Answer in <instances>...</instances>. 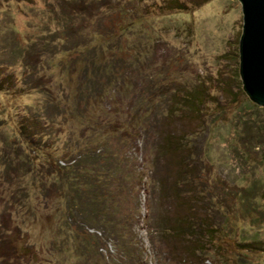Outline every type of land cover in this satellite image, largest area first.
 I'll use <instances>...</instances> for the list:
<instances>
[{
	"label": "rangeland",
	"instance_id": "1",
	"mask_svg": "<svg viewBox=\"0 0 264 264\" xmlns=\"http://www.w3.org/2000/svg\"><path fill=\"white\" fill-rule=\"evenodd\" d=\"M71 1L0 0V264H180L159 230L184 213L264 239V106L244 100L240 1ZM40 118L29 145L18 128Z\"/></svg>",
	"mask_w": 264,
	"mask_h": 264
},
{
	"label": "trees",
	"instance_id": "2",
	"mask_svg": "<svg viewBox=\"0 0 264 264\" xmlns=\"http://www.w3.org/2000/svg\"><path fill=\"white\" fill-rule=\"evenodd\" d=\"M70 2L72 1L67 0V3L61 5V9H63L64 11L66 6L73 3V2L72 3ZM65 14L67 13L65 12ZM59 18H61L60 27L61 28L66 27V30H70L71 28L69 27L68 24L71 21L68 18H63L60 16ZM108 36L112 38L115 37L114 34L113 36H111L110 34ZM44 44L45 46L48 45V49L53 48L52 46L53 42H47ZM65 48L66 49L62 48L61 50L67 51V52L71 51L70 46L65 47ZM90 64L92 65L90 67L89 66L87 67L89 68H92V67L94 68V66L95 68L100 67L99 64L95 65L94 61L93 63H90ZM106 66L107 68L108 67L111 68L112 66H114V64L110 63V64H106L105 67ZM102 68L103 67L99 69H102ZM85 82H86V85L84 86L85 87L87 86L86 88H89L92 85L94 86V88H97L98 82L97 83L92 82V84L87 83V80ZM88 82L90 81L88 80ZM5 83H6V80H4L3 82L1 81V90L4 89ZM244 100L246 101L248 100L250 102L248 95L244 96ZM187 101H188L187 103H189L191 107L193 108H197V105H199L197 102L196 104L193 103L192 99H188ZM41 124L42 123H41V118H40L39 121L33 120L29 128H26L23 124L20 127L18 126L19 127L18 131L21 133L22 138L29 145H32L33 143L32 140L34 139L35 136L37 137L38 135L44 134L45 130L43 129L44 127L41 126ZM31 127H33L32 128L33 130H30ZM181 139H182V142L185 143L184 138H181ZM165 140H166V143H168V148L172 147V149L175 150L176 153L180 152L179 151L180 150V142H179L180 138L168 135ZM9 145L10 147L12 146L13 149H23V148L25 149L22 143L16 144L14 142H9ZM33 150L35 149L33 148ZM35 155L37 157L39 156V152L36 150H35ZM85 156L86 158L93 159L94 161L97 160V157L94 158V157H91V155H85ZM51 157L48 158V161L50 163L53 159ZM179 158L180 157L177 156V159H178L177 162L184 163L185 161L184 157H182L181 160ZM20 160H21L20 161L21 164L24 163V165L28 167H30V165L32 164L31 162H29L30 160L26 158L25 159L23 158ZM9 161L10 160H7L6 163L10 164ZM96 162L98 163V160ZM56 166H59V164H57ZM60 168H61L60 170L62 171L65 169L63 168V166H60ZM73 172H74V167L71 173ZM71 173L66 172L65 174H67L68 178H72ZM78 177L79 179L82 177V173H79V170H78ZM75 180L76 179H74L70 183V185L76 188L79 186L80 188V184L76 183ZM70 195L71 194H68V196ZM78 199L79 198H74L73 200L74 203H76ZM181 205L191 208V205H193V201L189 200L187 201V203H184L183 201ZM193 207L194 205L192 206V208ZM260 219L259 220L257 219V220L260 221ZM258 221H256V223ZM159 231L163 239L165 240L168 239L170 241L173 240L171 243L177 241V246L179 245L178 248L180 249V254L182 253V256H181L182 260L180 262H182L183 264H206V261H209V260H210V264H254V262H256L255 258L258 256V254L264 255V239L253 238V239H248V240H245V239L237 240L232 237V240H230L229 239L230 235H228L227 233L221 232V230H218L215 227L210 226L209 221L206 217L197 219L196 216H193L190 213L180 214L179 216L173 219V222L170 221V223L168 224L166 223L165 225H163ZM225 240H226V246H228L226 250H224L223 249L224 247H222V244L224 243Z\"/></svg>",
	"mask_w": 264,
	"mask_h": 264
},
{
	"label": "water",
	"instance_id": "3",
	"mask_svg": "<svg viewBox=\"0 0 264 264\" xmlns=\"http://www.w3.org/2000/svg\"><path fill=\"white\" fill-rule=\"evenodd\" d=\"M244 14L239 42L242 86L251 101L264 106V0H239Z\"/></svg>",
	"mask_w": 264,
	"mask_h": 264
}]
</instances>
